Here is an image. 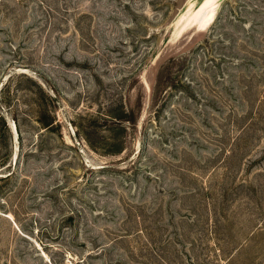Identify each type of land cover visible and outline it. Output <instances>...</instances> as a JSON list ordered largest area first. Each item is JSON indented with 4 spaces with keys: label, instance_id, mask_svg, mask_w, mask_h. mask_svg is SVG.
<instances>
[{
    "label": "rangeland",
    "instance_id": "1",
    "mask_svg": "<svg viewBox=\"0 0 264 264\" xmlns=\"http://www.w3.org/2000/svg\"><path fill=\"white\" fill-rule=\"evenodd\" d=\"M0 0V264H264V0Z\"/></svg>",
    "mask_w": 264,
    "mask_h": 264
},
{
    "label": "bare ground",
    "instance_id": "2",
    "mask_svg": "<svg viewBox=\"0 0 264 264\" xmlns=\"http://www.w3.org/2000/svg\"><path fill=\"white\" fill-rule=\"evenodd\" d=\"M207 2H208V0H206V3L205 4H207Z\"/></svg>",
    "mask_w": 264,
    "mask_h": 264
}]
</instances>
